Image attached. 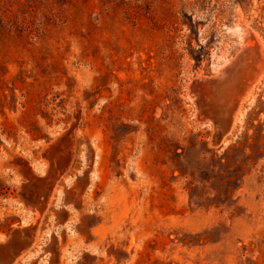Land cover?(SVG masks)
Instances as JSON below:
<instances>
[{
  "label": "rangeland",
  "instance_id": "rangeland-1",
  "mask_svg": "<svg viewBox=\"0 0 264 264\" xmlns=\"http://www.w3.org/2000/svg\"><path fill=\"white\" fill-rule=\"evenodd\" d=\"M255 44L217 115L195 81ZM35 224L13 264H264V0H0V242Z\"/></svg>",
  "mask_w": 264,
  "mask_h": 264
},
{
  "label": "bare ground",
  "instance_id": "bare-ground-1",
  "mask_svg": "<svg viewBox=\"0 0 264 264\" xmlns=\"http://www.w3.org/2000/svg\"><path fill=\"white\" fill-rule=\"evenodd\" d=\"M244 49L246 51L240 52L238 56L242 57L246 52H253V54L243 57L241 61L236 58L227 66H221L222 68L214 75L217 77L215 81L205 83V80L209 79L205 76L199 77L195 82L204 98L203 101L210 100L208 104L217 115L229 118L232 115L230 114L232 105L236 103L238 106V103L250 94L253 84L260 79L262 68L261 60L259 61V46L255 44L252 49L248 46ZM38 206L41 207V205ZM37 211L39 212L38 209Z\"/></svg>",
  "mask_w": 264,
  "mask_h": 264
},
{
  "label": "water",
  "instance_id": "water-1",
  "mask_svg": "<svg viewBox=\"0 0 264 264\" xmlns=\"http://www.w3.org/2000/svg\"><path fill=\"white\" fill-rule=\"evenodd\" d=\"M208 78L209 79L207 81L205 80V83L206 82H212V81H215L217 79V77H215L214 75H212ZM197 102H198V106H203V105H201V101L199 99V96L197 98ZM236 106H237L236 103H234L232 105L230 114L232 113V110H234V108ZM210 118L216 124L215 129H214L213 133L211 134L210 143L213 146H220L222 144V140L224 138V135L226 133L228 125L223 124L221 121H215L213 119L212 115ZM60 141L61 140H58L54 144V146L52 147V148H55L54 150L49 149V150H46V152L44 153V156L50 158L51 161L54 158L55 161L54 162L52 161L53 163L52 162L50 163L51 166H53L52 169L45 171L44 178L42 180L39 179L40 183H41L40 185H37L38 182H35L34 185L29 183L28 185L25 186V188H26L25 191L20 193L21 204L26 203L25 202L26 195L28 197H32L31 196V194H32L31 189H33V188H36L38 190V192L35 193V195L33 196V197H35L34 201H36V203H42L48 197L49 190H51L53 188L54 180H55V177L58 173V170L60 168H62V167H60L62 165L59 162L60 161L59 160L60 154L62 153V152H60L61 151L60 145L62 144ZM62 147L63 148L66 147L65 144ZM36 228H37L36 224L31 225V226H23L21 228L14 230L8 237H6L3 240V242L0 243L1 249H2V252L0 254V264H13L14 261L16 260V258L27 247L31 246L32 243L34 242Z\"/></svg>",
  "mask_w": 264,
  "mask_h": 264
},
{
  "label": "crops",
  "instance_id": "crops-1",
  "mask_svg": "<svg viewBox=\"0 0 264 264\" xmlns=\"http://www.w3.org/2000/svg\"><path fill=\"white\" fill-rule=\"evenodd\" d=\"M25 202L26 203H24L23 204V206H27V207H30V206H32V205H30V204H28V202L25 200ZM37 205H41V203H39V204H37ZM37 225V224H36ZM36 233H37V228H36ZM35 237H36V234H35ZM35 237H34V241H35ZM1 240H3V239H1ZM3 241H1L0 243H2ZM33 244V243H32ZM34 245V244H33ZM33 245H31V246H33ZM31 246H29V247H31ZM1 252H2V249H1V245H0V254H1Z\"/></svg>",
  "mask_w": 264,
  "mask_h": 264
}]
</instances>
